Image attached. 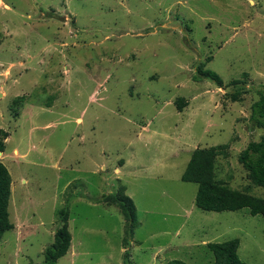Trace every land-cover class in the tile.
Listing matches in <instances>:
<instances>
[{
    "label": "rangeland",
    "instance_id": "rangeland-1",
    "mask_svg": "<svg viewBox=\"0 0 264 264\" xmlns=\"http://www.w3.org/2000/svg\"><path fill=\"white\" fill-rule=\"evenodd\" d=\"M263 85L264 0H0L14 225L0 264H42L63 208L71 244L56 264H212L206 244L232 239L242 263L264 264V218L199 210L180 179L194 150L218 147L216 180L264 197L238 162L264 135L250 121ZM119 192L132 233L100 202Z\"/></svg>",
    "mask_w": 264,
    "mask_h": 264
},
{
    "label": "trees",
    "instance_id": "trees-1",
    "mask_svg": "<svg viewBox=\"0 0 264 264\" xmlns=\"http://www.w3.org/2000/svg\"><path fill=\"white\" fill-rule=\"evenodd\" d=\"M202 79L213 81L218 88L223 87V81L213 72L204 70L200 64L196 69ZM198 79V78H197ZM233 81L232 85H237ZM245 94L242 88L236 89L228 96L232 102L240 100ZM258 99L251 105L250 121L253 128L264 130V85L256 89ZM178 109L181 105L177 104ZM8 134L0 130V154L4 151V140ZM223 153L218 147L208 149H196L189 158V161L181 175V181L197 185L195 205L199 210L205 212H235L241 209H248L252 216L264 218V197L258 198L245 192H239L226 185L220 184L215 177V161L217 156ZM238 162L247 172L250 183L263 189L264 195V135L258 142H250L239 154ZM11 177L7 168L0 162V240L4 234L14 229L9 219V200L11 195ZM100 202L117 206L123 214L125 221L129 224L126 228L132 233L135 220V206L132 200L119 192L105 195ZM68 212L63 208L59 213L60 226L56 229L52 244L43 252L42 264H56L68 252L71 244V234L68 231ZM206 248L213 257L212 264H244L237 255L239 241L228 240L222 243H208ZM168 264H184L182 261L173 260Z\"/></svg>",
    "mask_w": 264,
    "mask_h": 264
}]
</instances>
